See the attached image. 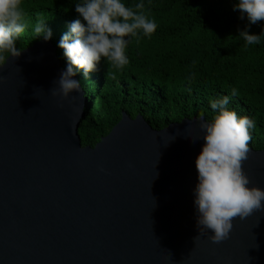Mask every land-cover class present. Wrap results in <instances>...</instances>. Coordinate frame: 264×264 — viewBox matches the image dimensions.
Segmentation results:
<instances>
[{"label": "water", "instance_id": "1", "mask_svg": "<svg viewBox=\"0 0 264 264\" xmlns=\"http://www.w3.org/2000/svg\"><path fill=\"white\" fill-rule=\"evenodd\" d=\"M21 52L0 65V264H264V211L220 243L194 240L201 117L154 129L122 112L83 147V89L51 95L63 69L50 41ZM242 170L264 190V150Z\"/></svg>", "mask_w": 264, "mask_h": 264}, {"label": "trees", "instance_id": "2", "mask_svg": "<svg viewBox=\"0 0 264 264\" xmlns=\"http://www.w3.org/2000/svg\"><path fill=\"white\" fill-rule=\"evenodd\" d=\"M82 2L22 0L26 27L16 38L18 50L42 40L34 29L45 21L64 69L67 61L57 45L68 24L79 18L75 4ZM236 2L122 0L157 27L150 36L138 30L136 36L125 37L129 62L123 68L117 69L102 58L87 79L82 69L76 72L74 77L87 98L78 128L81 145L93 147L120 120L122 112L132 119L141 115L154 129L185 118L211 121L218 114L211 102L228 96V109L238 118L246 116L255 123L249 129V148L264 150V35L255 45H247L238 35L246 25L250 33L260 34L264 21L248 25L246 18H239V10H233ZM140 3L144 8L136 9ZM4 55L7 58L8 54ZM95 80L96 86L91 88Z\"/></svg>", "mask_w": 264, "mask_h": 264}, {"label": "clouds", "instance_id": "3", "mask_svg": "<svg viewBox=\"0 0 264 264\" xmlns=\"http://www.w3.org/2000/svg\"><path fill=\"white\" fill-rule=\"evenodd\" d=\"M21 5L22 0H0V61L6 59L4 54L13 60L22 54L16 47V38L26 27ZM134 7L143 9L144 4ZM233 10H239V18H246L248 25L264 21V0H237ZM75 12L79 18L68 24V31L57 45L63 50L66 67H60L63 70L53 82L58 87L50 89L51 95L59 96L62 101L68 100L72 93H81L80 81L74 77L78 70L82 69L87 79L89 73L97 70L102 58L117 69L123 68L129 62L125 55L128 44L125 37L136 36L138 30L150 36L157 27L143 12L133 11L122 0H83L75 4ZM34 31L40 39L50 41L52 32L45 21L38 23ZM238 35L247 45H255L260 43L264 28L260 34H254L246 25ZM232 94L235 95L234 89ZM79 99L82 110L83 96ZM71 100L76 101L77 96ZM228 104V96L211 102V108L218 114L211 121L201 117L198 125L202 135L197 139H203L204 144L194 162L198 182L193 189V203L199 231L194 240L210 232L207 239L220 243L229 238L234 218L243 221L254 212L264 211V190L250 187L251 181L242 170V162L250 156L249 129L255 123L246 116L238 118L235 111L228 109Z\"/></svg>", "mask_w": 264, "mask_h": 264}, {"label": "rangeland", "instance_id": "4", "mask_svg": "<svg viewBox=\"0 0 264 264\" xmlns=\"http://www.w3.org/2000/svg\"><path fill=\"white\" fill-rule=\"evenodd\" d=\"M89 75H91V73L89 74ZM96 80L95 81H92L91 83H90V87L91 88H93V87H95L96 86Z\"/></svg>", "mask_w": 264, "mask_h": 264}]
</instances>
